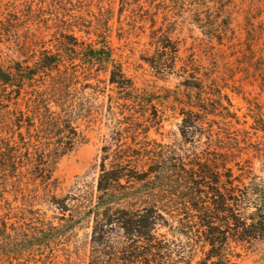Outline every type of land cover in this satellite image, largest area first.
<instances>
[{
	"label": "trees",
	"instance_id": "16d2710c",
	"mask_svg": "<svg viewBox=\"0 0 264 264\" xmlns=\"http://www.w3.org/2000/svg\"><path fill=\"white\" fill-rule=\"evenodd\" d=\"M170 1L202 3L160 0V5L171 11ZM56 3L63 10L59 11L64 18L60 21L63 36L75 47L82 70L73 61L64 62V53L50 54L41 72L48 97L45 104L39 98L37 103L45 112L38 110L33 119H18L5 126L9 134L0 146V264H71V254L65 251L71 252L72 237L82 227L91 229L88 264H192L198 251L202 256L196 264H233L231 242L264 231V182L255 186L263 204L258 219L247 227L241 221V205L249 202L253 185L241 189L237 173L235 124L239 118L227 91L241 88V84L236 86L243 81L235 79L236 68L225 62L229 68L223 72L215 57L214 69L200 75L198 67L189 73L184 85L194 89L196 101L194 109L183 112L181 147L145 169L107 167L104 159L96 185L58 193V161L83 140L73 119L78 118V99L83 94L80 83L87 76V64L110 63L112 49L108 44L110 10L100 6L99 12H92L85 8V0ZM151 20L150 37L156 52L147 61L159 73L171 72L180 51L178 41L169 26H156ZM74 28L88 38L80 39ZM212 35L219 44L224 41L221 34ZM248 51L246 58L255 57L252 45ZM260 59L264 62L263 56ZM244 73L258 81L256 73L249 69ZM260 79L264 81V75ZM110 81L130 83L120 69L112 71ZM25 122L27 131L23 132ZM202 135L206 140H201ZM184 143L190 144L189 150H184ZM162 227L194 235L187 247L190 250L185 252V247L161 236Z\"/></svg>",
	"mask_w": 264,
	"mask_h": 264
},
{
	"label": "rangeland",
	"instance_id": "374dc122",
	"mask_svg": "<svg viewBox=\"0 0 264 264\" xmlns=\"http://www.w3.org/2000/svg\"><path fill=\"white\" fill-rule=\"evenodd\" d=\"M85 1V8L92 12H99L100 6L111 11L108 44L112 61L87 64V76L80 83L83 94L78 99V118L73 119L83 140L58 161L57 192H78L83 185H96L104 159L107 167L145 169L181 147L183 112L193 108L196 101V92L184 81L198 67L200 75L214 69L216 57L223 72L229 68L224 65L227 62L236 68L235 79L243 80L236 84L241 88L227 91L239 118L235 127L241 189L253 185L249 202L241 205V221L243 227L256 222L263 204L255 186L264 182V81L260 79L264 75L260 59L264 58V0H202L200 5L170 1L171 11L160 5V0H132L130 4L128 0ZM59 11L55 0H0V146L9 134L7 123L33 119L38 110L45 112L37 104L38 98L45 104L49 93L42 86L43 61L61 52L64 62L73 61L78 68L81 64L75 47L63 36L60 21L64 18ZM65 14L69 20L68 12ZM152 18L156 26H169L178 41L180 51L171 72L159 73L147 61L156 52L150 37ZM74 32L80 39L88 38L78 28ZM212 33L221 34L224 41L219 44L211 38ZM251 45L255 57L246 58ZM118 69L130 80L128 85L110 81L112 71ZM246 69L256 73L258 81L247 76ZM26 124L23 132L27 131ZM201 140H206L205 135ZM183 147L189 150L190 144ZM90 230L79 228L72 237L71 252L65 251L71 254V264H88ZM159 234L185 247V252L194 236L176 234L167 227L160 228ZM231 252L233 264H264V231L232 241ZM198 253L197 259L202 256Z\"/></svg>",
	"mask_w": 264,
	"mask_h": 264
}]
</instances>
